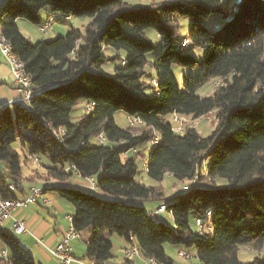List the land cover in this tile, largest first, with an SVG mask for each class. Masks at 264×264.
Listing matches in <instances>:
<instances>
[{
	"label": "trees",
	"instance_id": "trees-1",
	"mask_svg": "<svg viewBox=\"0 0 264 264\" xmlns=\"http://www.w3.org/2000/svg\"><path fill=\"white\" fill-rule=\"evenodd\" d=\"M127 1L0 0L1 31L27 63L33 90L28 103L18 100L0 110V194L17 198L9 184L23 191V162L15 148L20 141L29 153L26 160L31 157L44 170L41 175L36 169L27 179L43 181L44 193L54 192L71 205L72 225L81 239L88 237L86 256L94 261L113 258L111 236L116 235L161 264L174 263L167 244L195 250L196 264H264V255L250 262L238 256L242 246L264 247V0H240L231 9L224 0H153L139 7ZM43 11L91 21L83 30L72 28L66 36L34 44L17 21L40 26ZM213 15L223 18L216 29L205 24ZM181 18L191 21L184 37ZM149 29L163 45L154 63L147 58L154 52ZM189 44L203 50L202 61L185 50ZM105 46L126 57L106 56ZM111 60L121 61L113 73L105 70ZM149 64L156 72L150 84ZM175 65L202 66L204 72L200 79L184 74L179 80ZM215 80L212 94H198ZM147 87L155 93L147 94ZM81 100L88 102L86 110L72 122ZM120 111L127 114L126 128L117 124ZM212 112L217 124L208 137L193 127L178 134L167 118L198 119ZM133 117L141 123L131 126ZM138 160H147L152 180L161 182L170 174L190 182L165 203L171 217H151L139 203L165 198L159 186L137 179ZM77 175L93 178L98 189L73 185ZM217 179L228 185H218ZM191 214L203 219V227L195 222L199 231L190 225ZM0 242L9 248V264H35L30 251L3 227Z\"/></svg>",
	"mask_w": 264,
	"mask_h": 264
},
{
	"label": "rangeland",
	"instance_id": "rangeland-1",
	"mask_svg": "<svg viewBox=\"0 0 264 264\" xmlns=\"http://www.w3.org/2000/svg\"><path fill=\"white\" fill-rule=\"evenodd\" d=\"M154 1H161V0H154ZM239 1L240 0H224L223 6L227 9H231V7L234 4L238 3ZM127 2L134 7H139V6L152 4L153 0H128ZM48 15H50V14L47 11H43L41 13V16L43 17L44 20L52 19L51 25L49 26L48 31L46 33H42L40 31L39 26H35L26 20H20L18 22V26H19L21 33L24 36H26L27 38H29L34 44H36L41 39L49 40V39L56 38L59 35L60 36H66L72 28L83 30L91 21V19L87 18V17H65L62 15H59V16L53 15V17L48 18L49 17ZM222 22H223V18H221L219 15H213L211 17V19H209L208 21L205 22V24L209 28L216 29L220 26V24ZM190 25H191V21L189 19H187V18H181L180 19V37H184L187 35L188 30L190 28ZM146 35H147L148 39L154 45V52L150 53L147 56V58H148V61L150 63H154L156 56L163 49L162 40L154 29L147 30ZM185 50H187V52L191 53L199 61H202L204 58L203 50L199 49V48L198 49H192L191 44L187 45L185 47ZM104 54L106 56H109L110 58H115L117 55H120L122 58L126 57L125 52H123V51L117 52L114 48H112L110 46L104 47ZM120 64H121L120 60H111L105 65V70L110 72V73H113L115 68L119 67ZM173 70H174V72H175V74L179 80L183 79L184 74H186L187 76L194 77L196 79H200L203 75V72H204L202 66L196 67L194 69H184L180 66L175 65V66H173ZM146 72L148 74V77H146V82H148V84H150L151 76L156 77V72H155L154 67L151 64H149L146 67ZM216 82H219V81L215 80L212 83H206L204 86H202L198 90V94L201 96H207V95L212 94L214 91V87L217 86ZM146 92H147V94L152 95L155 93V89L151 88V87H147ZM87 104H88V102L85 100L79 101L77 106L72 111V114H71L72 122H76L80 118V116L85 112ZM167 118L172 124H175L173 122L172 115H169ZM189 119L193 120L191 117H189ZM116 121H117V124L122 128H126L129 126L127 114L124 113L123 111H120L116 114ZM197 121H198V123H197V126L195 127V129L203 137H208L212 134V132L214 131L216 124H217L216 112L209 113V114L199 118ZM186 126H189V123H186ZM135 129L140 130V129H142V127L138 126ZM15 148L19 152V154L21 156V160L23 162V174H24V176L27 177L30 174L31 175L33 174V176H35L36 172L32 171L34 168L39 169L40 170L39 172L41 173V175H44V170L42 168V165L39 162H37V161L34 162L33 159H31L30 161L26 160V158L29 156V153H28V150L22 146L20 141H18L15 144ZM40 160H41V163H43V164L46 163L44 158L41 157ZM209 164H210V159L205 160L203 167L205 168ZM138 165H139V169H138L137 179L142 180V182H144L147 185L159 186L160 187L159 190H163L164 198L166 199V201H165V199L162 201H159V200H150V201L142 200V201H139V203H141L143 206L148 208V210L152 206H159V204H161V202L164 204L168 203L175 196L184 193L188 189V186L190 184L189 181H181V180L176 179L174 176H172L170 174H166L161 182H157V181L152 180L151 178L148 177L146 170H144L140 160H138ZM204 168H203V170H204ZM36 175H38V174H36ZM216 182L218 185H228V182L225 179H217ZM24 184H26V182ZM81 189L88 191V189H86V188H81ZM93 192H96V191H93ZM196 219H197V215L191 214L190 225H191L193 230L199 231L200 229H198V226L195 223ZM206 228H208V227H206ZM166 246L171 247L173 245L167 244ZM186 251H188V250H186ZM190 252H192V254H193V253H195V250H190ZM263 255H264V247L261 250H256V249L251 248L249 246H242V247H240L239 252H238L239 259L243 262L253 261L255 257L263 256Z\"/></svg>",
	"mask_w": 264,
	"mask_h": 264
},
{
	"label": "crops",
	"instance_id": "crops-1",
	"mask_svg": "<svg viewBox=\"0 0 264 264\" xmlns=\"http://www.w3.org/2000/svg\"><path fill=\"white\" fill-rule=\"evenodd\" d=\"M48 16V18L53 17L51 14ZM41 18L43 19L42 16ZM20 20L24 19H19L17 23ZM43 21L46 20L43 19ZM20 98L21 92L13 84L11 67L4 58L0 49V105H12ZM31 159L32 158L29 157V161ZM35 170L36 169L34 168L32 171ZM28 177L29 175L27 177L24 176V179H26L24 183L26 182V184L23 183V191H14L17 197L27 193L28 189L32 185L42 186L43 181L38 180L32 182L27 179ZM72 184L77 187L86 188L89 190L88 181L80 178L78 175L72 180ZM44 195L50 200V203L46 204L40 200L37 204L29 205L22 209H16L13 213V217L6 221L2 227L6 231L15 234L13 230L14 220L18 219L24 221L27 225L28 231L15 235L21 244L30 251L35 260V264H57L56 260L50 254L49 248H52L58 244L62 240L66 231L70 228L71 223L67 219V215L73 214V208L71 205L61 200L54 192L47 191ZM163 204L164 203L161 202L159 206H152L149 210L156 209ZM87 239L88 237L84 236V238L81 240H76L73 242V253L76 261L72 264H79V260H89V257L86 256ZM111 241L114 244V249L113 258L109 261V264H127V262L130 264H145L144 256L137 257L133 261L127 260L125 250L130 245L127 244L125 240L113 235L111 236ZM165 248L167 254L173 259L174 262L183 261L178 254V252L183 249H180V247L176 246H165ZM192 262L194 264L199 263V259L194 257Z\"/></svg>",
	"mask_w": 264,
	"mask_h": 264
},
{
	"label": "built area",
	"instance_id": "built-area-1",
	"mask_svg": "<svg viewBox=\"0 0 264 264\" xmlns=\"http://www.w3.org/2000/svg\"><path fill=\"white\" fill-rule=\"evenodd\" d=\"M51 20L48 19L44 21L42 25L39 26L40 31L42 33H46L48 31L49 26L51 25ZM188 43V40H185L183 42V45H186ZM0 49L1 52L6 59V61L9 63L12 71V77H13V84L19 89L21 92V98L19 101L28 103L32 97H33V90H32V76L27 71V63L20 59L18 56H16L13 53V46L11 42L4 36V34L1 31L0 27ZM219 82H216V85H218ZM5 105H0V110L5 107ZM173 130L178 134H183L187 127H193L195 128L198 123V119H189L187 116L179 115V114H173ZM129 123L131 126H134L136 124L141 123V120L137 117L129 118ZM186 123H189V126H186ZM60 132H63V129H60ZM158 137H155V143L158 142ZM105 138L102 134L99 135V141L102 143L105 142ZM133 154L137 155L138 151L137 149H133ZM129 156V153L126 152L123 154V158L126 159ZM147 160L143 161L142 166L144 170L147 171ZM89 188L92 190H97L96 182L93 178L87 179ZM22 186H17L15 184H9V189L11 191H16L17 189H20ZM45 193L43 192V188L39 185H33L28 189V192L20 197H17L14 200H6L2 197L0 194V227H2L6 221H8L10 218L13 217V213L16 209H22L29 205L37 204L40 200L43 201V203H50V200L45 197ZM211 212H208V215H210ZM149 215L154 218H165V215L167 217H171V213L167 211V207L165 204L161 205L160 207L150 210ZM67 219L71 223L70 228L66 231L64 234L62 240L56 244L54 247L49 248V252L52 255V257L56 260L57 264H72L75 262V257L73 253V242L76 240H81V235L78 231L75 230V228L72 225V215H67ZM196 223L203 227V219L198 218ZM13 230L15 234H22L28 231L27 225L24 221L15 219L13 223ZM9 248L0 242V264H9ZM180 258H182V262H174L173 264H191V261L193 260L194 256L191 252H188L186 250H180L178 252ZM125 255L128 261H133L137 257H142L143 254L141 252V249L136 244L130 245L125 250ZM79 264H109V261H102V262H96L94 259L89 258L88 261H78ZM145 264H161L157 260L152 258H145Z\"/></svg>",
	"mask_w": 264,
	"mask_h": 264
}]
</instances>
